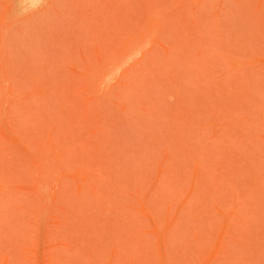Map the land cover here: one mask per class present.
Returning <instances> with one entry per match:
<instances>
[{
    "label": "rangeland",
    "instance_id": "rangeland-1",
    "mask_svg": "<svg viewBox=\"0 0 264 264\" xmlns=\"http://www.w3.org/2000/svg\"><path fill=\"white\" fill-rule=\"evenodd\" d=\"M0 264H264V0H0Z\"/></svg>",
    "mask_w": 264,
    "mask_h": 264
}]
</instances>
